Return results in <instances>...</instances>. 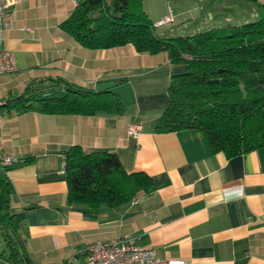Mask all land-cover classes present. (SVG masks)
I'll use <instances>...</instances> for the list:
<instances>
[{
	"label": "crops",
	"instance_id": "0c3cea01",
	"mask_svg": "<svg viewBox=\"0 0 264 264\" xmlns=\"http://www.w3.org/2000/svg\"><path fill=\"white\" fill-rule=\"evenodd\" d=\"M257 3L264 0H142L160 37L253 20ZM74 5L17 0L8 9L11 26L0 33V47L12 51L16 70L0 75V101L31 80L46 79L52 91L61 86L48 78L89 88L113 80L125 108L91 115L0 109V152L19 159L6 176L18 252L28 258L23 264L83 261L87 244L127 236L180 264H264V145L227 156L212 151L199 129H156L171 75L185 64L130 43L80 45L60 27ZM165 16L171 21L157 24ZM132 122L140 124L137 136L127 133ZM73 144L114 152L126 172L150 176L152 187L97 210L68 202L64 150ZM5 247L0 239V256Z\"/></svg>",
	"mask_w": 264,
	"mask_h": 264
},
{
	"label": "trees",
	"instance_id": "16d2710c",
	"mask_svg": "<svg viewBox=\"0 0 264 264\" xmlns=\"http://www.w3.org/2000/svg\"><path fill=\"white\" fill-rule=\"evenodd\" d=\"M257 7V17L241 24L160 37L142 0H75L60 27L88 48L130 43L138 52L166 51L171 61L184 63L182 72L171 75L168 103L156 129H199L212 151L232 156L264 145V3ZM48 79L61 86L60 94L45 89L46 79L31 80L0 109L91 115L125 108L112 88L97 92L62 78ZM6 170L0 167V239L6 245L0 259L23 264L28 258L18 252L21 239L11 221ZM64 171L68 202L93 210L127 203L152 187L150 176L126 172L114 152H87L79 144L64 150Z\"/></svg>",
	"mask_w": 264,
	"mask_h": 264
},
{
	"label": "built area",
	"instance_id": "2783aa9c",
	"mask_svg": "<svg viewBox=\"0 0 264 264\" xmlns=\"http://www.w3.org/2000/svg\"><path fill=\"white\" fill-rule=\"evenodd\" d=\"M17 0H0V33L11 26V19L7 16L9 8ZM171 21L165 16L157 24ZM16 70V62L11 50L0 47V75ZM4 101H0V107ZM140 124L132 122L127 126V133L137 136ZM17 156L0 152V167L5 169L17 162ZM83 261L67 260L63 264H180L182 259H162L155 255L151 247L140 246L135 236L116 238L110 241H94L84 247Z\"/></svg>",
	"mask_w": 264,
	"mask_h": 264
},
{
	"label": "water",
	"instance_id": "95a60500",
	"mask_svg": "<svg viewBox=\"0 0 264 264\" xmlns=\"http://www.w3.org/2000/svg\"><path fill=\"white\" fill-rule=\"evenodd\" d=\"M118 84V81H104V82H100L98 84H96L95 86V90L97 92H100V91H103V90H106V89H110L114 86H116Z\"/></svg>",
	"mask_w": 264,
	"mask_h": 264
},
{
	"label": "rangeland",
	"instance_id": "374dc122",
	"mask_svg": "<svg viewBox=\"0 0 264 264\" xmlns=\"http://www.w3.org/2000/svg\"><path fill=\"white\" fill-rule=\"evenodd\" d=\"M114 87H115V86H114ZM51 93H52L53 95H58V94L61 93V91L58 89V87H57V88L55 87ZM1 263H3V262L0 261V264H1Z\"/></svg>",
	"mask_w": 264,
	"mask_h": 264
}]
</instances>
